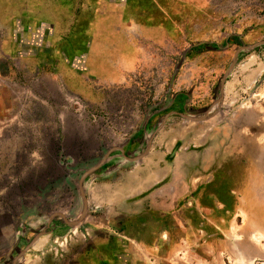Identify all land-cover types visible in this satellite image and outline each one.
I'll use <instances>...</instances> for the list:
<instances>
[{
	"label": "rangeland",
	"instance_id": "1",
	"mask_svg": "<svg viewBox=\"0 0 264 264\" xmlns=\"http://www.w3.org/2000/svg\"><path fill=\"white\" fill-rule=\"evenodd\" d=\"M67 5L0 0V264H125L137 222L190 207L236 243L216 264H264V0Z\"/></svg>",
	"mask_w": 264,
	"mask_h": 264
},
{
	"label": "crops",
	"instance_id": "2",
	"mask_svg": "<svg viewBox=\"0 0 264 264\" xmlns=\"http://www.w3.org/2000/svg\"><path fill=\"white\" fill-rule=\"evenodd\" d=\"M123 7L124 5H122V7L120 8L118 15H113V16H111L112 14L110 15V18L113 17L114 19L116 16L117 18L119 17L118 19L119 24L123 23V25L113 24L112 26L110 25V21L108 20L107 22L108 26L106 27L110 29L111 27L113 28L117 27V29L121 31L122 27L126 24V19H127L126 17L127 14L126 11L123 10ZM93 15H99V14L98 13L97 14L94 13L91 15L89 14L86 20L81 19L80 16L76 19L75 24L77 25L79 22L89 21V19H91ZM134 22L136 23V21ZM97 28L99 27L97 26ZM102 28L105 29V26L103 24H102ZM94 32H96V30H94ZM123 44H125L124 39H123ZM9 48L11 49V46L8 47L6 46V49L9 50ZM116 64H117L116 67L113 64L115 67V69L113 70L114 74H110V69L107 66L106 60L103 57H97V58L94 57V59L92 58L90 59L88 73L96 80H101V81H111L114 79H119L120 77H122V73L126 70V66L128 63L124 61L123 64L120 63H116ZM110 65L111 64H109V66ZM57 73L61 75L69 84L72 83L73 74L75 75L74 77L77 78L76 73L72 72L71 69H65L62 71H58ZM9 125H11V127H14L15 122L14 121L2 122V127L6 126L9 128ZM4 177L6 179V183L8 184L9 182L8 175ZM161 215H165V216H161ZM155 216L156 218L160 216L159 219L161 221L165 219V223L162 222L163 224H160L158 219L154 220L155 222L153 221L148 225L147 224L144 225L143 222L142 223L137 222V224L140 225L138 226L140 231L142 232L145 231L146 235L139 233L137 235H134L133 237L134 240L136 242H139L138 246L140 245L141 248L135 249L133 251L134 253L133 255L128 254L127 258L126 257L124 258L125 264H212V261H214L213 264H216V260H219V257L220 260L222 261L223 253H226L231 258L236 257L234 252L236 254L239 253L238 248L233 246L236 243H231L230 246L232 249L231 248L228 249V247H225L227 246L225 245L227 240L225 238L223 239L224 235L221 233L220 230H218L219 229L218 226L220 227L222 226L221 224L218 223V220H215V224L213 225V228H210L207 222L202 218L201 214L197 213L196 210L193 209L192 207L188 209L185 208L184 214L183 213L178 214L177 212H170V213L168 212L167 214L156 213ZM258 230H259L258 234L261 237L259 236V238H257L255 237L254 233H249V235L245 234L244 238L242 239H245L246 241H251L256 238L259 239V241L263 240L264 225H261V228ZM209 231H214V237L216 238L215 239L216 245L214 244L216 248L214 249L211 246L207 247V245L206 247H204L206 241L212 239V236L211 234H209L210 233ZM161 232L163 233L161 234ZM230 237H231L230 240L234 242L235 240L232 234ZM190 242L192 244H190ZM249 256H252V258H254V255H249V254L246 255L247 258ZM243 257L244 256L242 255V259L245 260V258Z\"/></svg>",
	"mask_w": 264,
	"mask_h": 264
},
{
	"label": "trees",
	"instance_id": "3",
	"mask_svg": "<svg viewBox=\"0 0 264 264\" xmlns=\"http://www.w3.org/2000/svg\"><path fill=\"white\" fill-rule=\"evenodd\" d=\"M66 1L68 3L67 6H71L72 0H69V1L66 0ZM109 21L111 22V19H109ZM97 26L100 27V21L98 20V15H93V17L91 19H89V21H84L82 24L75 25L73 27L74 28V34L79 39V44L76 46V43L74 42L75 44H73V45H75V47H78V48L81 47L83 42H84V36H87V35L89 36L90 33H92L97 28ZM67 43H68V45H70V44H72V41H68Z\"/></svg>",
	"mask_w": 264,
	"mask_h": 264
},
{
	"label": "water",
	"instance_id": "4",
	"mask_svg": "<svg viewBox=\"0 0 264 264\" xmlns=\"http://www.w3.org/2000/svg\"><path fill=\"white\" fill-rule=\"evenodd\" d=\"M98 165H99V164H97V166H98ZM97 166H96V167H97ZM96 167L93 166L92 168H90V169L88 170V172L94 170Z\"/></svg>",
	"mask_w": 264,
	"mask_h": 264
}]
</instances>
